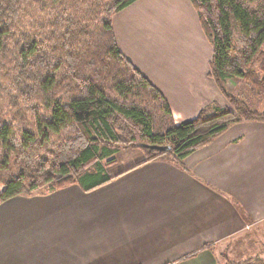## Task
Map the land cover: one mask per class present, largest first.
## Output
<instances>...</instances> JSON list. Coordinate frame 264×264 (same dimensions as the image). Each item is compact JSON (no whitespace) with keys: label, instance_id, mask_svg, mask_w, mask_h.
Listing matches in <instances>:
<instances>
[{"label":"trees","instance_id":"16d2710c","mask_svg":"<svg viewBox=\"0 0 264 264\" xmlns=\"http://www.w3.org/2000/svg\"><path fill=\"white\" fill-rule=\"evenodd\" d=\"M136 1L0 0V204L72 185L92 191L112 180L120 150L141 152L135 166H181L229 126L264 123V110L226 87L237 81L264 97V0H189L227 105L178 125L117 47L112 17Z\"/></svg>","mask_w":264,"mask_h":264},{"label":"crops","instance_id":"0c3cea01","mask_svg":"<svg viewBox=\"0 0 264 264\" xmlns=\"http://www.w3.org/2000/svg\"><path fill=\"white\" fill-rule=\"evenodd\" d=\"M112 29L176 125L224 106L189 0H137L112 17ZM135 158L116 162L112 180L92 191L72 185L1 203L0 264H228L241 259L243 243L255 244L250 231L264 224V123L229 126L181 166H135Z\"/></svg>","mask_w":264,"mask_h":264},{"label":"rangeland","instance_id":"374dc122","mask_svg":"<svg viewBox=\"0 0 264 264\" xmlns=\"http://www.w3.org/2000/svg\"><path fill=\"white\" fill-rule=\"evenodd\" d=\"M226 87L230 94L240 98L250 109H254L259 112L264 110V97L259 96L256 93L250 92L245 85L237 81H228L226 83ZM226 105V101L224 100V106ZM134 157H136V161H141L143 159L141 152L136 149L120 150L114 156L118 166H121L126 163L128 159L131 161V159ZM250 234L252 235V240H255V244L243 243V246H245V248L242 249L241 247V249H239L241 259H233L234 257L231 251L229 253V259H233V261H229L228 264H234V262L240 263L244 261L249 262L254 261V259L256 258H264V224L259 228L251 230Z\"/></svg>","mask_w":264,"mask_h":264},{"label":"water","instance_id":"95a60500","mask_svg":"<svg viewBox=\"0 0 264 264\" xmlns=\"http://www.w3.org/2000/svg\"><path fill=\"white\" fill-rule=\"evenodd\" d=\"M149 148L157 150V151H163V152H166L169 150V147H149Z\"/></svg>","mask_w":264,"mask_h":264}]
</instances>
